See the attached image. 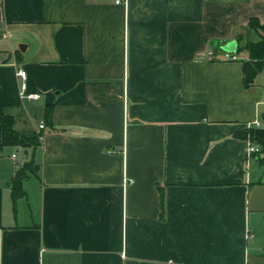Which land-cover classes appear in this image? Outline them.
<instances>
[{"label":"crops","instance_id":"crops-1","mask_svg":"<svg viewBox=\"0 0 264 264\" xmlns=\"http://www.w3.org/2000/svg\"><path fill=\"white\" fill-rule=\"evenodd\" d=\"M252 17L264 0H0V114L41 136L20 163L0 146V264H250L264 65L244 86L220 45L264 37Z\"/></svg>","mask_w":264,"mask_h":264},{"label":"trees","instance_id":"trees-1","mask_svg":"<svg viewBox=\"0 0 264 264\" xmlns=\"http://www.w3.org/2000/svg\"><path fill=\"white\" fill-rule=\"evenodd\" d=\"M250 28H259L264 31V23L260 24L259 21L252 17L249 20ZM240 50H246L248 53V60L242 64L243 71V84L249 86L253 83L256 74L261 71L264 65V37H261L258 41L252 42L247 41L243 45H238L236 52ZM51 109L52 105H46L44 110V123L49 127L53 128L51 121ZM14 118L5 113L0 114V146H37L39 144L38 134L31 133L25 134L18 132L14 129ZM239 136L244 139H248L250 143L256 144L259 147V151L254 153L255 155L263 154L259 157L261 163H264V129L247 128L239 133ZM34 163L32 160L25 163L22 167L18 168L15 172L14 177L11 180V198L13 203V211H15L16 200L24 195L21 182L25 176L26 171H33ZM161 203L163 205L164 195L161 193Z\"/></svg>","mask_w":264,"mask_h":264},{"label":"rangeland","instance_id":"rangeland-1","mask_svg":"<svg viewBox=\"0 0 264 264\" xmlns=\"http://www.w3.org/2000/svg\"><path fill=\"white\" fill-rule=\"evenodd\" d=\"M242 44V42H240ZM34 123L38 129V119H35ZM4 153L7 156H11V154H15V159L21 162V159H24L25 151L20 146H8L4 149ZM262 226L264 227V219L259 218ZM254 239L249 242V251H250V264H264V229L259 228L253 232Z\"/></svg>","mask_w":264,"mask_h":264},{"label":"built area","instance_id":"built-area-1","mask_svg":"<svg viewBox=\"0 0 264 264\" xmlns=\"http://www.w3.org/2000/svg\"><path fill=\"white\" fill-rule=\"evenodd\" d=\"M126 0H114L115 4H122L125 3ZM211 55V53H210ZM223 57L224 59L227 60H231V59H235L236 56L234 53H230V52H223ZM16 74L21 78V82H20V88H19V96L20 98H24V99H37L39 97L38 93H28L26 91V82H25V70H23L22 68H18L16 71ZM254 125L258 126L259 123L257 121H254ZM44 127V124L42 122L39 123L38 125V129H42ZM41 138V136H39V139ZM259 147L255 144L249 143L248 146V152L249 154H254L257 153L259 151Z\"/></svg>","mask_w":264,"mask_h":264},{"label":"water","instance_id":"water-1","mask_svg":"<svg viewBox=\"0 0 264 264\" xmlns=\"http://www.w3.org/2000/svg\"><path fill=\"white\" fill-rule=\"evenodd\" d=\"M213 44H217V41H214ZM19 48L22 50V45L19 46ZM220 48L222 50H224L225 52H230V53H234L236 51V48H237V43L235 40H230V41H227L225 43H223L222 45H220Z\"/></svg>","mask_w":264,"mask_h":264}]
</instances>
